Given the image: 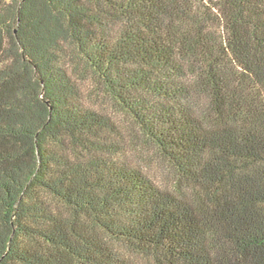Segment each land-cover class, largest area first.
<instances>
[{"label": "trees", "instance_id": "trees-1", "mask_svg": "<svg viewBox=\"0 0 264 264\" xmlns=\"http://www.w3.org/2000/svg\"><path fill=\"white\" fill-rule=\"evenodd\" d=\"M0 264H264V0H0Z\"/></svg>", "mask_w": 264, "mask_h": 264}]
</instances>
